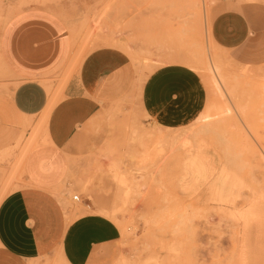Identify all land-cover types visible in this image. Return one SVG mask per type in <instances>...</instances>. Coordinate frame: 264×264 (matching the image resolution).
<instances>
[{"label": "rangeland", "instance_id": "rangeland-1", "mask_svg": "<svg viewBox=\"0 0 264 264\" xmlns=\"http://www.w3.org/2000/svg\"><path fill=\"white\" fill-rule=\"evenodd\" d=\"M29 1L52 9L69 29L73 56L53 81L56 91L89 55L120 57L113 98L96 100V112L67 146L71 207L82 215L92 212L89 205L121 230L107 264H240L243 219L253 230V253L263 257L264 59L243 61L240 50L215 45L209 34L233 0H199V7L193 0ZM234 1L256 6L257 21L264 23V0ZM26 4L0 0V41ZM211 66L234 91V101L212 90ZM16 86L0 57V100L10 99ZM53 86L46 84L50 102L43 122L57 102ZM3 112L19 123L6 101ZM12 123L0 122V196L21 183L23 154L33 143L25 139L27 128L9 137ZM184 135L189 150L182 139L174 144ZM202 142L216 169L231 166L245 184L236 199L245 216L239 222L204 200V167L196 155ZM40 264L67 262L56 256Z\"/></svg>", "mask_w": 264, "mask_h": 264}, {"label": "crops", "instance_id": "crops-1", "mask_svg": "<svg viewBox=\"0 0 264 264\" xmlns=\"http://www.w3.org/2000/svg\"><path fill=\"white\" fill-rule=\"evenodd\" d=\"M23 1L28 4L9 20L0 41L1 61L17 82L10 99L0 103H8L19 123L4 112L0 122L8 128L13 122L8 129L13 138L16 129L27 128L25 139L33 143L23 154L21 183L0 196V264H40L56 256L67 264H107L121 230L89 205L92 212L82 215L71 207L67 146L96 112V100L113 98L117 88L111 80L120 71V57L89 55L79 73L56 91L53 81L65 74L73 56L68 26L52 9ZM231 4L210 26L214 44L240 50L243 61L264 59V23L257 21V7ZM47 83L54 85L57 102L43 122L50 102Z\"/></svg>", "mask_w": 264, "mask_h": 264}, {"label": "bare ground", "instance_id": "bare-ground-1", "mask_svg": "<svg viewBox=\"0 0 264 264\" xmlns=\"http://www.w3.org/2000/svg\"><path fill=\"white\" fill-rule=\"evenodd\" d=\"M193 5L196 6V7H199V5H200L199 0H193ZM198 16L200 18V13H198ZM209 34H210V30H209ZM217 60L218 59L216 58V61ZM218 62H220V61L218 60ZM205 65H207V64H205ZM211 70H212V73H213V76H214V77H210V86L212 87V90L214 91L215 88H216L217 90L221 91V93H223V96H225L230 102L234 101L235 100L234 91L230 87H228V85L225 83V80L222 78V76H220L218 74V72L216 71V69L213 66H211ZM229 78H228V80H229ZM229 82H232V80L229 81ZM250 82H251V79H250ZM254 83H253V85H254ZM256 83H258V82H256ZM230 85H231V83H230ZM198 138H200V137H198ZM181 139H182V147L185 150H187L188 148L190 149L191 148L189 146L190 145V141H189V139L187 138L186 135L179 136L178 138H176L174 144L176 145L177 142H179ZM200 144H199V147L196 146V148L197 149L201 148L202 151H199V150L196 149V155L198 156L199 159L202 160L203 167H204V186L203 187H205V188H203L204 192L202 193V194H204V197H205L204 200L208 201L209 203H211V202H213L214 204L216 203L221 208L226 209L227 213H229V215L232 218L236 219L239 222L240 219L241 218L242 219L245 218V216H244V213L241 212L239 208H237L238 204H237V200L236 199H237L238 195L240 194L241 188L243 190V187H245V184L239 178L240 176L237 174V172L230 168L231 166L224 164V166H222V165H221L222 167L220 166L221 168L216 169L215 166H214L213 159L210 158L212 156H209V153L207 151H204V148H203V144L204 143L202 142V146ZM205 144H204V146L206 147L207 144L206 145ZM206 149H208V148H206ZM191 150L188 152V154H190V155H191L190 152H193ZM184 157H185V155H184ZM185 158H187V157H185ZM218 160H219V158H218ZM1 199H2V197H0V200ZM79 201H80V199H79ZM259 203H260V207H261L262 216L264 217V191H261V193H260ZM243 221H244L243 222L244 226H243L242 242L240 241L241 244H242V250H239V252L242 251L239 254L240 264H260L259 262L264 263V256L263 257H262V255L258 256V254H257V253H260L259 250L257 252V249L255 248L256 249L255 252H254L255 254L253 253L254 250L252 249V247L254 245L252 244L253 246H251V244H250V237L253 234V230L249 229L245 219H243ZM245 224H246V226H245ZM254 241H256V240L254 239L253 242ZM256 243H259V241H256ZM259 257H261V261L259 260L260 259Z\"/></svg>", "mask_w": 264, "mask_h": 264}, {"label": "built area", "instance_id": "built-area-1", "mask_svg": "<svg viewBox=\"0 0 264 264\" xmlns=\"http://www.w3.org/2000/svg\"><path fill=\"white\" fill-rule=\"evenodd\" d=\"M73 200H74L75 202H78V201H79V197H78V196H74V197H73Z\"/></svg>", "mask_w": 264, "mask_h": 264}]
</instances>
